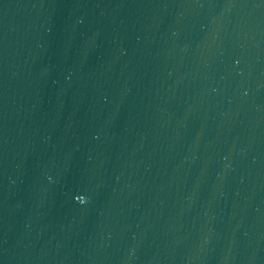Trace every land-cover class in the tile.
I'll use <instances>...</instances> for the list:
<instances>
[{
	"label": "water",
	"instance_id": "obj_1",
	"mask_svg": "<svg viewBox=\"0 0 264 264\" xmlns=\"http://www.w3.org/2000/svg\"><path fill=\"white\" fill-rule=\"evenodd\" d=\"M0 264H210L157 0H0Z\"/></svg>",
	"mask_w": 264,
	"mask_h": 264
}]
</instances>
